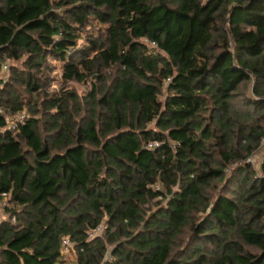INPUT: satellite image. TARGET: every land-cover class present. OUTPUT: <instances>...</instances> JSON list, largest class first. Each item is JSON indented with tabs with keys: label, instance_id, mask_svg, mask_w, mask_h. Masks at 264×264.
Returning a JSON list of instances; mask_svg holds the SVG:
<instances>
[{
	"label": "trees",
	"instance_id": "16d2710c",
	"mask_svg": "<svg viewBox=\"0 0 264 264\" xmlns=\"http://www.w3.org/2000/svg\"><path fill=\"white\" fill-rule=\"evenodd\" d=\"M263 136L264 0H0V264H264Z\"/></svg>",
	"mask_w": 264,
	"mask_h": 264
},
{
	"label": "rangeland",
	"instance_id": "374dc122",
	"mask_svg": "<svg viewBox=\"0 0 264 264\" xmlns=\"http://www.w3.org/2000/svg\"><path fill=\"white\" fill-rule=\"evenodd\" d=\"M52 63V66H53V73L51 74V79H52V82H51V86L50 88L51 89H58L59 85H60V74H61V64L60 63H56V62H53L51 61ZM252 84H253V81L252 82H249L248 83V87H247V92L250 93L251 90H252ZM86 86L81 84V85H76V88L79 90V91H84L86 88ZM264 160V152H259L257 151L254 155L250 156L249 159H248V162L252 164V166L255 168V170L257 171V173H260V170H259V166L261 164V162ZM0 211H2V208L0 207ZM2 217H4L2 215ZM62 256L63 258L66 260V261H72L73 257H74V252H72L70 249H68V251L66 253H63L62 252Z\"/></svg>",
	"mask_w": 264,
	"mask_h": 264
},
{
	"label": "built area",
	"instance_id": "2783aa9c",
	"mask_svg": "<svg viewBox=\"0 0 264 264\" xmlns=\"http://www.w3.org/2000/svg\"><path fill=\"white\" fill-rule=\"evenodd\" d=\"M4 68L6 69V65H4ZM23 117V115H21V118ZM155 145V144H153ZM262 145L264 146V136L262 137ZM100 231V227H96L92 232H90L89 236H92L95 233H98ZM70 247V242L68 241V239H65L63 241V248H62V252L66 253L68 251Z\"/></svg>",
	"mask_w": 264,
	"mask_h": 264
}]
</instances>
